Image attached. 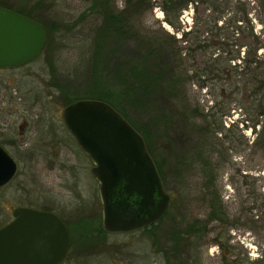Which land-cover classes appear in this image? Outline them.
I'll return each instance as SVG.
<instances>
[{"label":"rangeland","instance_id":"1","mask_svg":"<svg viewBox=\"0 0 264 264\" xmlns=\"http://www.w3.org/2000/svg\"><path fill=\"white\" fill-rule=\"evenodd\" d=\"M106 2L121 9L125 0H0L34 16L48 32L32 62L0 68V146L17 163L12 180L0 188V227L18 206L53 212L70 237L60 264H186L188 255L191 264H264V92L253 91L264 84L258 74L264 70V0L191 3L180 11L176 29L164 21L163 0H151L153 8L139 18L144 31L160 38L185 34L186 42L176 45L186 48L178 88L160 94V82L144 104L114 98L146 130L150 157L161 164L170 196L169 217L154 228L126 232L102 229L93 164L62 119L66 101L102 96V88L115 95L127 70L153 60L132 38L102 43L96 30ZM251 72L259 82L251 81ZM179 99L184 110L197 108L190 120ZM192 147L212 162L210 175L204 177L200 164L179 160V154L192 158ZM206 177H216L210 190L218 189L213 193L224 216L210 222L204 239L182 247L183 259L165 254L171 220L207 215Z\"/></svg>","mask_w":264,"mask_h":264},{"label":"water","instance_id":"2","mask_svg":"<svg viewBox=\"0 0 264 264\" xmlns=\"http://www.w3.org/2000/svg\"><path fill=\"white\" fill-rule=\"evenodd\" d=\"M45 42L41 23L0 6V68L28 64ZM62 119L93 164L104 231L140 229L165 215L170 196L142 137L122 115L106 102L79 99L63 108ZM15 171L16 162L0 146V187ZM69 245L67 227L59 216L18 206L12 219L0 227V264H60Z\"/></svg>","mask_w":264,"mask_h":264},{"label":"trees","instance_id":"3","mask_svg":"<svg viewBox=\"0 0 264 264\" xmlns=\"http://www.w3.org/2000/svg\"><path fill=\"white\" fill-rule=\"evenodd\" d=\"M206 1L207 0H163L161 8L164 12V21L173 29H176L175 22L178 19L181 10L186 9V7L191 3H205ZM0 5L6 6L2 4ZM152 8L153 2H151V0H125L124 6L121 9H115L107 2L104 4L103 11H100L102 15V21L96 30L97 33L102 36V43L104 41L111 40H113L112 42L118 41L122 43L124 40L132 38L133 41L136 42V46L141 49H146V57L153 56V60L149 58L146 63L132 66L131 69L127 70L125 72V77H123V81L121 80L120 83L117 84L119 91H117L115 95L112 93L110 88L109 90L102 88V96L90 94L88 95L90 97L84 98L106 102L120 115H122L126 121L139 134H141L147 152L150 156V140L147 137L146 130L144 129L141 132V128L139 129V127H137L132 122V120L130 121V119L125 114L124 108L121 105L123 102L115 101L114 98L119 96V98L127 101L129 104H144L148 95L152 99V96L155 93L156 84L161 82L159 93L162 94L165 93L166 90L176 89V87L178 88L179 82H182V78H184V75H182L181 72V67L183 64L181 61V55L182 50L186 47L177 46L176 43L177 41L181 43L186 42L185 34L184 37L182 35L179 40H176L174 35H170L168 33L164 38H160L152 31H144V29L139 25L138 20L143 16L144 12L150 11ZM239 28L240 26H235V33H239ZM235 58V55L231 56L230 61H233ZM150 61L151 63H149ZM247 67H249V65H247ZM245 71H247V69ZM242 74V72L238 73L234 71L233 75L235 78L238 77L243 79L245 74H243V76ZM248 74L252 75L251 81L253 83L259 82L257 80V74H253V72ZM258 74L264 79V70L260 71ZM126 77H129L130 80L128 81ZM236 81L238 80L236 79ZM162 83H164L165 87L162 86ZM257 90L258 92H264V84L261 83V85H259L257 89L254 88L253 91L257 93ZM74 101L75 100H68L66 101V105ZM182 103L183 100L179 99L178 106L183 113L185 111L186 116H184L188 120H190L189 118L193 117L195 113H198L197 108H193L192 111L190 110L191 112H188L187 109L184 110ZM200 151L201 153H199ZM182 155L183 154H179V160L182 161V163L187 161L189 166L200 164L204 177L210 175V172L212 171V162L209 159H206L207 157L204 155V151L202 149L192 147V158H185ZM153 162L159 175H161V164L155 162L154 160ZM204 181L203 188L204 198L207 201V215L204 219L195 218L190 220V222H187L184 217L181 219L174 218V220H171V224L168 229H166L164 235L166 245L164 249L165 254L167 252L174 255L178 254L180 258L183 259V256H181L183 253L181 252V250H183L182 247H190L191 244L195 245L198 243V241L204 239L209 233L208 225L210 222L220 220L224 216V211L222 210L218 200L219 197L213 193L218 192V189L216 188L212 191L210 190V186L213 185V183L215 184L216 177L207 178ZM215 186L217 187V184H215ZM169 215L170 211L168 209L163 217L158 219L155 223H152L142 229L147 230L154 228L164 217H169ZM188 257L189 258L187 259L186 264H191L189 261L191 258V261L193 262V257L191 255H188Z\"/></svg>","mask_w":264,"mask_h":264},{"label":"flooded vegetation","instance_id":"4","mask_svg":"<svg viewBox=\"0 0 264 264\" xmlns=\"http://www.w3.org/2000/svg\"><path fill=\"white\" fill-rule=\"evenodd\" d=\"M10 9H12V8H10ZM12 10L21 13L20 10H17V9H12ZM21 14H23V15L29 17V18H32V19L36 20L34 16H30V15H28V14H24V13H21ZM36 21H37V20H36ZM38 22H39V21H38ZM39 23H40V22H39ZM41 24H42V23H41ZM42 25H43V24H42ZM43 26H44V25H43ZM44 28H45V31H46V39H47V33H48V32H47L45 26H44ZM45 43H46V42H45ZM43 49H44V48H43ZM41 52H42V51H41ZM32 61H33V60H32ZM32 61H31V62H32ZM25 65H26V64H25ZM22 66H23V65H22ZM6 69H7V68H6ZM1 147H2V146H1ZM2 148H3V147H2ZM3 149H4V148H3ZM13 160H14V159H13ZM14 161H15V160H14ZM15 162H16V161H15ZM16 171H17V163H16ZM16 171H15V174H16ZM15 174H14V175H15ZM13 177H14V176H13ZM11 180H12V179H11ZM11 180H10V181H11ZM10 181H9V182H10ZM9 182H8V183H9ZM8 183H7V184H8ZM4 186H5V185H4ZM2 187H3V186H2ZM0 188H1V187H0Z\"/></svg>","mask_w":264,"mask_h":264}]
</instances>
